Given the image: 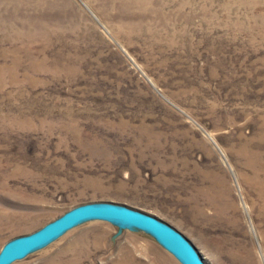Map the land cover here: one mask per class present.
I'll return each mask as SVG.
<instances>
[{"label": "rangeland", "instance_id": "374dc122", "mask_svg": "<svg viewBox=\"0 0 264 264\" xmlns=\"http://www.w3.org/2000/svg\"><path fill=\"white\" fill-rule=\"evenodd\" d=\"M89 203L264 264V0H0V251ZM13 264L182 263L90 221Z\"/></svg>", "mask_w": 264, "mask_h": 264}, {"label": "water", "instance_id": "95a60500", "mask_svg": "<svg viewBox=\"0 0 264 264\" xmlns=\"http://www.w3.org/2000/svg\"><path fill=\"white\" fill-rule=\"evenodd\" d=\"M90 221H106L147 232L182 264H207L191 241L168 223L155 216L115 203L80 205L31 235L9 241L0 251V264H13L23 260L70 230Z\"/></svg>", "mask_w": 264, "mask_h": 264}]
</instances>
